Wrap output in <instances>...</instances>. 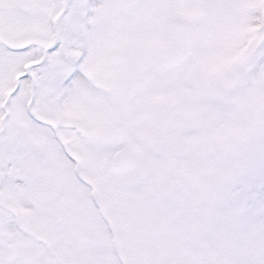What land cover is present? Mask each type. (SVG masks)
Returning <instances> with one entry per match:
<instances>
[{"label": "snow or ice", "instance_id": "1", "mask_svg": "<svg viewBox=\"0 0 264 264\" xmlns=\"http://www.w3.org/2000/svg\"><path fill=\"white\" fill-rule=\"evenodd\" d=\"M0 264H264V0H0Z\"/></svg>", "mask_w": 264, "mask_h": 264}]
</instances>
